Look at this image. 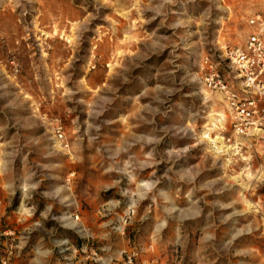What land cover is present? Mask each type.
Listing matches in <instances>:
<instances>
[{"label":"rangeland","instance_id":"rangeland-1","mask_svg":"<svg viewBox=\"0 0 264 264\" xmlns=\"http://www.w3.org/2000/svg\"><path fill=\"white\" fill-rule=\"evenodd\" d=\"M251 37L264 0H0V264H264V130L202 85Z\"/></svg>","mask_w":264,"mask_h":264},{"label":"built area","instance_id":"built-area-1","mask_svg":"<svg viewBox=\"0 0 264 264\" xmlns=\"http://www.w3.org/2000/svg\"><path fill=\"white\" fill-rule=\"evenodd\" d=\"M223 61L234 74L239 91L225 82L218 65L208 58L203 61L202 85L222 97L232 136L252 137L264 130V42L251 37L241 47L224 49Z\"/></svg>","mask_w":264,"mask_h":264},{"label":"bare ground","instance_id":"bare-ground-1","mask_svg":"<svg viewBox=\"0 0 264 264\" xmlns=\"http://www.w3.org/2000/svg\"><path fill=\"white\" fill-rule=\"evenodd\" d=\"M211 142L214 143L215 145H218L217 147L214 146V147H216V148L218 149V151H219L220 149H221V150H222V149H225V146L223 145V139L216 137V138L213 139ZM217 149H216V150H217Z\"/></svg>","mask_w":264,"mask_h":264}]
</instances>
